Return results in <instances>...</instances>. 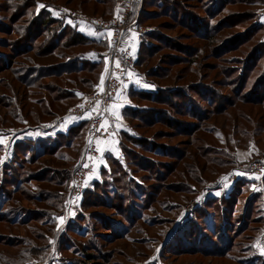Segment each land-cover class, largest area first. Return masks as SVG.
Segmentation results:
<instances>
[{"label":"rangeland","instance_id":"obj_1","mask_svg":"<svg viewBox=\"0 0 264 264\" xmlns=\"http://www.w3.org/2000/svg\"><path fill=\"white\" fill-rule=\"evenodd\" d=\"M116 4L110 14L90 0H0V264H264V177L252 176L264 166V0L141 1L142 80L127 127L81 203H67L68 181L57 184L79 161L87 129L75 140L64 119L93 90L86 72L49 74L102 64L108 44L54 12L108 19ZM40 16L57 22L60 44L49 45V31L24 38ZM70 30L101 47H64ZM174 89L203 106L200 119L172 111L190 132L161 123L171 109L141 95L165 90L169 101Z\"/></svg>","mask_w":264,"mask_h":264},{"label":"built area","instance_id":"obj_2","mask_svg":"<svg viewBox=\"0 0 264 264\" xmlns=\"http://www.w3.org/2000/svg\"><path fill=\"white\" fill-rule=\"evenodd\" d=\"M141 1L119 0L115 14L110 19L86 16L62 6L55 9V12L60 13L58 15L60 17H66L73 23L85 25L104 33L109 46L106 55L108 59H105V67L107 65L109 71L104 72L103 85L82 97L69 110L64 119L66 121L87 122L88 132L85 147L72 174L67 203L78 204L91 181L99 174L102 153L97 151L96 141H104L114 134V124L118 121V117L109 106L124 101L131 77L128 73L135 72L137 68L141 35L144 31L139 24L140 14L138 6ZM65 9L67 11H63ZM82 21L83 24L81 23ZM108 30L112 32L111 44H109L107 35ZM117 58L121 61L119 69L114 65V60ZM97 101H100L98 107L102 114L91 111L93 107L97 106ZM80 105H84V107H80ZM105 109L108 110L105 111ZM70 117L74 119H69ZM104 119L109 121L107 128H101V123ZM261 169H264V166L260 164H256L253 168L254 173L258 175H260Z\"/></svg>","mask_w":264,"mask_h":264},{"label":"trees","instance_id":"obj_3","mask_svg":"<svg viewBox=\"0 0 264 264\" xmlns=\"http://www.w3.org/2000/svg\"><path fill=\"white\" fill-rule=\"evenodd\" d=\"M22 1H26V0H22ZM28 1H30V0H28ZM80 1H81V3L83 2V4H84V0H80ZM90 1H93V2L98 3V4H103V5H105L106 3L109 4L107 10H108V12L110 14H112L113 11H114L115 4L118 3L119 0H90ZM25 3L26 4L22 5L21 8H20V6H17V9L20 8V9H22V11L25 12L26 9L28 7H30V5H31V3H28V2H25ZM116 7H117V4H116ZM138 8H139V6H138ZM80 10L81 11H77V12H82V14H83V12L85 11L83 9H80ZM115 11H116V8H115ZM114 14H115V12H114ZM114 14L110 15V17L106 16V18L109 19V18L113 17ZM55 16H53V17H55ZM57 17H60V16H57ZM62 18H66V17H62ZM66 19L68 21H71L68 18H66ZM56 24H57V22L54 21L53 19H51L50 17H44L43 16V17L33 21L31 23V25H29L27 27V29L25 27L23 29L24 32L22 33V35L24 36V38H26V40L30 41L31 43L32 42L34 43L35 41H37L38 38L42 37L45 33H48V31H49L50 34L48 36L49 39H47L48 40L47 42L49 43V45L53 44V46H54V45L60 44V42H61V41H59V42L57 41L56 42L57 36L59 35V33H58L59 32V27L55 26ZM26 25H28V24H26ZM53 25L55 26V28H53L51 30V26H53ZM75 25H79L81 27L80 24L74 23L73 26H75ZM67 35H68V38H67L68 40L66 41V43H63L64 47H66V48H71V47L74 48V47H77V46L86 47V46H91V45H95L97 47H101V43L96 42L95 40L89 38L88 36L82 34L79 31L70 30ZM104 40L107 42L106 44H108V41H107L106 37L104 38ZM106 44L103 45V47L104 46L107 47ZM108 49H109V46L107 47L106 52H108ZM23 51H27L28 52L29 50H24L23 49ZM23 51L20 52L21 54L23 53L22 55H20L18 53L19 56L17 55L16 57L24 56V55L27 54V52H23ZM28 53H30V52H28ZM139 53H140V50H139ZM106 55H107V53L105 54V56L103 55V61L104 62L102 64L94 62L92 64H87V65H85L82 68V66L78 65L77 63L76 64L75 63H69L67 66H64V67H62L60 69H57V70H54L53 72H50L49 75L54 76V77H58V76H61V75L65 76V77H68L72 73H79V72H82V71L86 72V74H87V79H86L87 87H89L91 90L95 91V90L98 89V88L96 89V87H97V84H98V82L100 80L101 72L102 71L105 72V62H106L105 58H106ZM26 60L30 61L29 59H26ZM139 60H140V54L138 56L137 64L139 63ZM0 61L2 62L1 59H0ZM15 77H16L17 81H19L22 84H24L21 81L24 76L20 77V76H17V74H16ZM69 80H72V79L70 78ZM75 91L78 92L77 89ZM163 91H165V90H158L157 92H154V93H152L150 95H148V94H141V95H142V97H145V99H147L148 101L153 102L154 104L166 105V106H168L171 109V110H167V111H163V109H161L162 117H163V120L161 121V123L167 125L168 127H172V128L179 127V128L182 129V132H190V130H191L190 128H192L191 127L192 124L190 125L187 122H185L184 120L180 121V119L178 117L176 118V116L173 117L172 116V114H173L172 111H175V114H177V115H179L181 117H190V118H198V119H200V117H202L201 113H202V110H203V108H202L203 106L202 107L201 106L200 107L196 106L195 105L196 103L194 102L193 98L190 96L191 94L189 92H184L183 93L182 90L179 91L177 89H174L168 95V97L170 98V100L168 101V100H166L167 95H164ZM131 93H130V97H131ZM87 94H89V93H87ZM87 94H85V95H87ZM197 94H200L199 91H198ZM78 95H79V93H77V96ZM84 96H82V97H84ZM81 98H79V100ZM179 98L181 99V101L183 103L179 102V103H175L174 104L173 100L179 99ZM215 107H216L215 105H212L213 111L216 110ZM159 114H160V112H159ZM85 127L87 129V122H80V124L72 127L69 130V133H70L71 136H73L75 138V140H77L78 138H80V140H81L82 136L80 135L81 133L79 131H81L83 128L85 129ZM133 141H136L137 145H140L141 147H144V148H147L150 145L157 146L156 144H153L151 141L149 142V140H147V139L133 138ZM37 143H38V141H37ZM209 161L212 162L213 160L209 159ZM74 170H75V167H74L73 171H71L72 173L67 172V173H65L63 175L60 174L61 178H60L59 183L57 185L66 184L64 182L68 181L67 187L70 189V183H71L72 174H73ZM95 179H93L91 181L90 185H92V184L94 185L95 184ZM39 181H43V179H40ZM67 187L65 185L63 190H66ZM85 192H84V195H85ZM17 193H19V190L17 191ZM63 195H64L63 191H61V194H59L58 192H55L54 199L55 200H57V199H61L62 200ZM82 199H83V197H82ZM82 199H81V201H82ZM81 201H80V203H81ZM226 203H228V201H226ZM88 258L91 259V256H88ZM94 264H96V263H94Z\"/></svg>","mask_w":264,"mask_h":264},{"label":"crops","instance_id":"obj_4","mask_svg":"<svg viewBox=\"0 0 264 264\" xmlns=\"http://www.w3.org/2000/svg\"><path fill=\"white\" fill-rule=\"evenodd\" d=\"M82 26H85V25H81V27ZM102 37L104 39L105 38V34L102 35ZM133 73L135 75H130L131 77H130L129 82H128V87H127V90H126L127 93L125 95L124 101L123 102H120V103H117V104L120 105V107L116 110L119 115H118V121L114 124L115 125L114 126V134L110 138H107L106 140H104V141H107L108 142L107 144H103L102 145V147L105 148V151L102 153L103 159H102V162H101L100 171H101L102 167L105 165V160H106L105 156H106V153L113 152V151H118V147H119V135L127 127V124H126L127 122L125 121V118H124V112H125V110H126L127 107H130V102H129V100H130V93L132 92V89L138 88V84L139 83H136V80L137 79L142 80L141 79V76L138 75L137 70L135 72H133ZM100 86H101V84L99 85V87ZM65 123L66 124L65 125L63 124V126L67 127L68 129H71L72 127L80 124V122L73 121V120H67ZM100 171H99V173H100Z\"/></svg>","mask_w":264,"mask_h":264},{"label":"snow or ice","instance_id":"obj_5","mask_svg":"<svg viewBox=\"0 0 264 264\" xmlns=\"http://www.w3.org/2000/svg\"><path fill=\"white\" fill-rule=\"evenodd\" d=\"M39 7L40 8H43V7H45V5L44 4H39ZM63 11H67L66 9L65 10H63ZM54 14L55 15H59L60 13L59 12H54ZM69 23H71V21H69ZM82 24H83V21L81 22ZM83 30V29H82ZM89 34L90 35H93V36H97L98 34L96 33V32H94V31H91V30H89ZM99 35H103V34H99ZM107 35H108V37H109V44H111L112 43V40H111V36H112V32H111V30H108L107 31ZM133 35H135V34H133ZM123 51V50H122ZM105 59H108L107 57L105 58ZM114 65H115V67L117 68V69H119L120 68V66H121V61H120V59H115L114 60ZM109 71V68H108V66L106 65V67H105V72H108ZM128 75H135L134 73H132V72H129L128 73ZM140 81H139V79H137L136 80V83H139ZM103 83H104V76L102 75L101 76V85H103ZM122 83H123V81H122ZM146 87H151L152 85H145ZM82 95V94H81ZM117 99H119V97H117ZM99 103H100V101H97L96 102V105L97 106H95V107H93L92 109H91V111L92 112H96L97 114H102L101 112H100V109H99ZM80 107H84V105H80ZM110 107V109L112 110V112L115 114V115H117V117H118V112L116 111L119 107H120V105L119 104H117V103H114V104H112V105H110L109 106ZM108 109H105V111H107ZM69 119H74V118H72V117H70ZM108 125H109V121L107 120V119H104L103 120V122L101 123V128H107L108 127ZM0 143H3V137H0ZM108 142L107 141H103V140H97L96 141V144H97V151H99V152H101V153H103L104 151H105V148L104 147H102V145L103 144H107ZM101 159H103V157H101ZM252 176H253V178H255V179H261V176H264V169H261L260 170V175H258L257 173H252ZM222 179H227V177H224V178H222ZM253 187H255V186H253ZM58 219L61 221V222H63V217H58ZM50 243H54V241H50ZM259 248H260V251L262 252V253H264V247H262V246H260L259 244L257 245Z\"/></svg>","mask_w":264,"mask_h":264}]
</instances>
